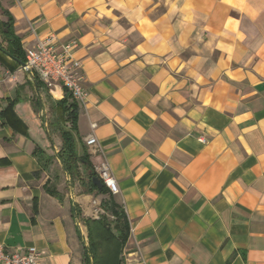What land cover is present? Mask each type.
Masks as SVG:
<instances>
[{
	"label": "crops",
	"instance_id": "crops-1",
	"mask_svg": "<svg viewBox=\"0 0 264 264\" xmlns=\"http://www.w3.org/2000/svg\"><path fill=\"white\" fill-rule=\"evenodd\" d=\"M0 4L25 56L39 38L78 43L88 97L77 149L116 177L130 225L122 264H264V0ZM8 46L0 34V243L34 245L47 264H85L83 218L110 194L65 193L54 162L35 154L47 150L44 122Z\"/></svg>",
	"mask_w": 264,
	"mask_h": 264
},
{
	"label": "trees",
	"instance_id": "trees-1",
	"mask_svg": "<svg viewBox=\"0 0 264 264\" xmlns=\"http://www.w3.org/2000/svg\"><path fill=\"white\" fill-rule=\"evenodd\" d=\"M3 12L7 14L8 19H0V34L8 41V50L11 54L25 61L26 56L22 46L23 44L15 33L13 18L6 10H3ZM36 81L38 86H40L41 92L44 93L45 88L43 84L37 77ZM28 82L33 86L31 80H28ZM34 100V107L39 112L41 108L37 94ZM45 102L51 104V110L55 116L53 124L58 128L59 135L62 139L58 157L68 170L71 181L74 182L76 179H79L86 193L110 194V198L102 203L105 211L103 215L100 217L83 218L88 230V246H85L84 249V262L85 264H122V253L129 238L130 225L125 211L116 202L113 194L109 192L106 186L99 189L93 183L92 178L98 175L94 170L89 155L86 152L83 154L78 153L79 103L72 99L68 93H66L64 98L54 102L45 95ZM35 154H38L43 159L45 168H48L55 159V156L47 153V150L42 147H37ZM84 175L87 177L84 178ZM45 187L50 194L59 195L55 186L52 187L46 184ZM74 210L75 215L78 218H82V211L78 204L74 205ZM109 216H113L112 220Z\"/></svg>",
	"mask_w": 264,
	"mask_h": 264
},
{
	"label": "built area",
	"instance_id": "built-area-1",
	"mask_svg": "<svg viewBox=\"0 0 264 264\" xmlns=\"http://www.w3.org/2000/svg\"><path fill=\"white\" fill-rule=\"evenodd\" d=\"M78 43L70 41L58 43L53 36L39 38L37 43L26 50L24 69L31 71L35 78L50 92L60 88L68 93L79 104H85L88 92L83 86L82 61L77 56ZM97 127L96 124L92 125ZM89 146H98L99 140L95 134L86 138ZM101 183L112 194L119 193V185L108 161L99 164L95 169ZM92 213L100 217L105 213L101 203L93 200ZM0 264H47L39 249L32 245L24 250L8 251L0 243Z\"/></svg>",
	"mask_w": 264,
	"mask_h": 264
},
{
	"label": "rangeland",
	"instance_id": "rangeland-1",
	"mask_svg": "<svg viewBox=\"0 0 264 264\" xmlns=\"http://www.w3.org/2000/svg\"><path fill=\"white\" fill-rule=\"evenodd\" d=\"M43 101H44V109L47 108V112L44 113L41 109H40L39 112H41V116H42L43 122L47 124V127L49 129L51 138L53 139V141L55 139V141L57 142V139L60 138V135H59V132H58L59 131L58 128H56V126L53 124V122L55 120V116H54V113L51 110V104L49 102H45L44 96H43ZM45 103H47V105ZM43 133H44V140L46 142L45 144H46L47 150H49V152L53 156H55V159L53 161L54 164H55V168L54 169L56 170V174H58L59 177H60V179L57 180V182L58 183H62V189H63V191L65 193H70V191H71V183L73 184L74 191H75V186L76 185L79 187V190L81 192L84 191V187L82 186V183L80 182V180L79 179H76V181L72 182L71 181V178L66 174L62 163L58 159L57 155H58V152H59L61 146L60 145L59 146L57 145L56 148H54V147L51 146L49 137H48L47 132L45 130V127H44V130H43ZM55 141H54V143H55V146H56V142ZM86 177L87 176L84 175V178H86ZM108 215H110V214H108ZM109 217L112 220L113 216H109ZM80 225L82 227L81 222H80ZM83 228H84V226H83ZM83 228H82V230H83ZM83 233H84V231H83ZM84 236H85V243H86L85 245L88 246V234L85 233Z\"/></svg>",
	"mask_w": 264,
	"mask_h": 264
},
{
	"label": "water",
	"instance_id": "water-1",
	"mask_svg": "<svg viewBox=\"0 0 264 264\" xmlns=\"http://www.w3.org/2000/svg\"><path fill=\"white\" fill-rule=\"evenodd\" d=\"M24 65H25V62H23V66H24ZM28 75H29L31 81L33 82V85L35 86L34 88H35L36 94H37V96H38V99L40 100V101H39V103H40V108H41V110L45 113V109H44V101H43V95H42L41 89L39 88L40 86H38V83H37V81H36V78H35L34 74H33L31 71H28ZM44 127H45V130H46L47 135H48V137H49V140H50V144H51V146L54 147V148H56L55 143H54L53 139H52L51 136H50V132H49V129H48L46 123H44ZM57 157H58V155H57ZM58 159H59L60 162L62 163V161H61V159H60L59 157H58ZM62 165H63V167H64V170H65L66 174L70 177V174H69L68 170L66 169L65 165H64L63 163H62ZM70 178H71V177H70ZM92 181H93V183H94L95 185H97V187H98L99 189H102V188L104 187V184L101 183L102 181H100V178H99L98 176H94V177L92 178ZM71 190H72V192L74 191V188H73V184H72V183H71ZM76 218H77L78 226L81 228L80 222H79V220H78L79 218L77 217V215H76Z\"/></svg>",
	"mask_w": 264,
	"mask_h": 264
}]
</instances>
